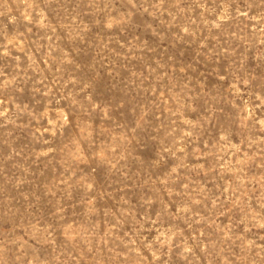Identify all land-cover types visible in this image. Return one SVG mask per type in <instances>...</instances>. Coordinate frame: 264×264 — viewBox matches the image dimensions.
Masks as SVG:
<instances>
[{
  "label": "rangeland",
  "instance_id": "374dc122",
  "mask_svg": "<svg viewBox=\"0 0 264 264\" xmlns=\"http://www.w3.org/2000/svg\"><path fill=\"white\" fill-rule=\"evenodd\" d=\"M0 264H264V0H0Z\"/></svg>",
  "mask_w": 264,
  "mask_h": 264
}]
</instances>
